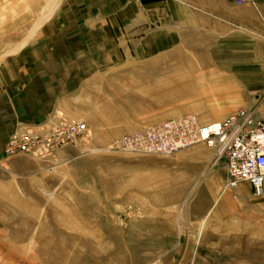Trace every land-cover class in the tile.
<instances>
[{
    "label": "rangeland",
    "instance_id": "1",
    "mask_svg": "<svg viewBox=\"0 0 264 264\" xmlns=\"http://www.w3.org/2000/svg\"><path fill=\"white\" fill-rule=\"evenodd\" d=\"M200 52L164 56L160 75L145 67L144 81L142 68L130 69L128 82L83 98L80 113L55 114L51 122L87 129L55 154L0 162V264H264V195L246 183L227 188L212 150L111 149L170 119L193 115L205 124L211 111H222L218 122L237 109L200 95L189 55L201 62Z\"/></svg>",
    "mask_w": 264,
    "mask_h": 264
},
{
    "label": "crops",
    "instance_id": "2",
    "mask_svg": "<svg viewBox=\"0 0 264 264\" xmlns=\"http://www.w3.org/2000/svg\"><path fill=\"white\" fill-rule=\"evenodd\" d=\"M0 34V162L14 135L80 113L130 69L160 75L181 50L201 51L189 55L203 98L264 121V0H0Z\"/></svg>",
    "mask_w": 264,
    "mask_h": 264
},
{
    "label": "built area",
    "instance_id": "3",
    "mask_svg": "<svg viewBox=\"0 0 264 264\" xmlns=\"http://www.w3.org/2000/svg\"><path fill=\"white\" fill-rule=\"evenodd\" d=\"M250 1L233 0L238 6ZM86 133L84 123L55 117L45 130L28 129L11 137L4 154L51 156ZM196 145H204L223 160L227 188L246 183L255 197L264 195V121L247 107L212 123L201 124L193 115L170 119L114 141L111 149L129 155L168 156Z\"/></svg>",
    "mask_w": 264,
    "mask_h": 264
},
{
    "label": "bare ground",
    "instance_id": "4",
    "mask_svg": "<svg viewBox=\"0 0 264 264\" xmlns=\"http://www.w3.org/2000/svg\"><path fill=\"white\" fill-rule=\"evenodd\" d=\"M203 224V223H202Z\"/></svg>",
    "mask_w": 264,
    "mask_h": 264
}]
</instances>
